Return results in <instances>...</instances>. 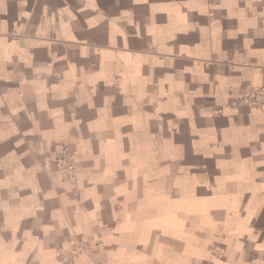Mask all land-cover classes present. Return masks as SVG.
Wrapping results in <instances>:
<instances>
[{"label": "crops", "instance_id": "crops-1", "mask_svg": "<svg viewBox=\"0 0 264 264\" xmlns=\"http://www.w3.org/2000/svg\"><path fill=\"white\" fill-rule=\"evenodd\" d=\"M255 92L264 0H0V264H264Z\"/></svg>", "mask_w": 264, "mask_h": 264}, {"label": "built area", "instance_id": "built-area-1", "mask_svg": "<svg viewBox=\"0 0 264 264\" xmlns=\"http://www.w3.org/2000/svg\"><path fill=\"white\" fill-rule=\"evenodd\" d=\"M252 99H254V104L256 105H260L262 103H264V94H261L259 92H255L253 95L250 96ZM66 155L62 158V163L64 164L65 168H67L68 170L72 171L73 170V165L72 162L70 161V159L72 157Z\"/></svg>", "mask_w": 264, "mask_h": 264}]
</instances>
